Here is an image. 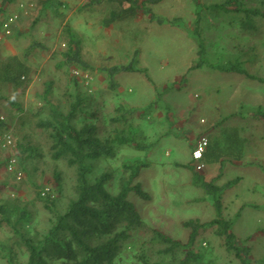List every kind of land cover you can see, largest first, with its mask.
Instances as JSON below:
<instances>
[{
  "label": "rangeland",
  "instance_id": "374dc122",
  "mask_svg": "<svg viewBox=\"0 0 264 264\" xmlns=\"http://www.w3.org/2000/svg\"><path fill=\"white\" fill-rule=\"evenodd\" d=\"M58 1L53 0L52 9L46 13L41 0H15L4 7V13L0 12V51L4 55H22L34 40L46 46L32 51V81L27 88L2 90L12 103L0 102V117L9 119L11 127L9 131L2 130L0 136L10 133L14 144H0L1 194L16 193L13 184L22 180L21 194L29 200L34 196L30 182H44L50 188L49 179L57 170L63 178L62 192H54L58 208L64 210L74 195V169L64 160L52 158L48 132L30 122L33 117L28 113L31 108L37 112L45 97L65 106L68 90L73 88L71 73H75L82 90L93 98L91 108L101 115L102 133L116 127L110 118L116 114L118 104L125 103L141 110L143 117L135 122L151 142L149 149L124 147L115 157L101 159L96 174L106 169L119 174L124 161L146 162L140 181L150 197L133 192L130 199L148 225L183 241L191 232L183 222L190 218L214 219L215 197H221L223 215L234 220V232L243 245L250 247L252 263L264 264V119L259 118V110L264 112V81L212 66L240 57L244 67L264 78V15L256 17L255 27L247 30L232 15L207 12L203 38L208 62L191 68L200 58L199 40L193 31L196 6L192 0H162L150 4L153 18L142 14L111 26L103 23L110 13L108 3L90 8L83 6L87 0H61L63 4ZM203 1L210 4L222 0ZM246 1L264 12V0ZM67 22L82 35L83 53L95 66L93 71L73 67L70 73L68 68L57 65L61 58L57 51L64 46L62 33ZM137 49L139 66L147 68L152 81L139 71H126L117 76L119 86L111 89L100 68L129 63ZM51 80L53 90L45 96V84ZM153 100L155 106L145 112ZM42 113L45 115V111ZM26 116L31 120L23 121ZM201 135L212 140L210 154H220L218 161L203 158L202 170L196 168L192 156ZM18 141L36 149L37 154L27 163L32 179L19 172V165L12 171L9 165L6 167L5 160L9 158L10 162L14 157ZM215 166H219V172L213 176ZM199 175L221 190H208ZM48 216L47 210L41 208L36 218L41 228ZM0 236L3 238L5 233ZM149 239V232L140 233L129 255L148 246ZM195 248L219 263L239 264L214 228L199 234ZM0 264L7 263L0 258Z\"/></svg>",
  "mask_w": 264,
  "mask_h": 264
},
{
  "label": "trees",
  "instance_id": "16d2710c",
  "mask_svg": "<svg viewBox=\"0 0 264 264\" xmlns=\"http://www.w3.org/2000/svg\"><path fill=\"white\" fill-rule=\"evenodd\" d=\"M14 1L0 0V12L4 13V7ZM160 1L162 0H87L83 6L92 8L102 3L110 4L109 16L103 23L105 26H111L115 22L133 19L142 14L151 15L153 18L155 13L150 4ZM192 1L196 6L193 31L199 40L200 58L191 68L203 66L208 62L203 38L206 23L204 15L207 12L223 16L232 15L238 18L239 24L247 30L255 27L256 17L264 15L260 8L249 6L246 0H222L210 4L203 0ZM52 2L53 0H41L45 13L46 10L52 9ZM58 3L63 4V1L59 0ZM55 10L58 11L59 8ZM159 21L163 22V19L159 17ZM62 36L64 46H60L57 51L61 57L57 65L68 68L70 73L73 67L81 71H93L95 66L83 53V37L69 22L64 24ZM45 48V44L34 40L22 55H4L0 51V102L9 100V103H12V100L3 94L4 87L26 89L30 85L33 73L32 51ZM138 58L137 49L129 63L103 65L100 68L106 74L111 89L119 86L117 76L126 71H139L152 81L147 68L139 66ZM212 66L264 81V78L244 67L240 57ZM71 74L73 88L68 90L65 106L53 103L45 97V103L37 112L29 109L31 113H28V116L31 115L33 119L26 116L23 121H34L38 129L47 131L52 158L55 161L64 160L74 169V195L64 210L58 208L54 192H62L63 178L57 170L49 179L52 184L50 188H46L44 182H30L34 196L29 200L21 194L24 186L22 180L13 184L16 193L3 196L0 192V233H5L3 238L0 236V258L7 264H230L208 258L206 252L195 248L199 234L214 228L215 233L222 237L226 250L238 258L239 264H253L250 247L243 245L234 232V220L223 215L221 197H215L217 216L214 219L201 221L199 218H190L183 222L191 228L189 238L183 241L158 227L148 225L130 199L133 192L144 198L150 197L140 181L146 162L140 159L124 161L119 174L108 169L96 174L101 159L115 157L124 147L149 149L151 142L146 139L141 126L135 122L142 116L141 110L125 103H119L116 114L110 118L116 127L102 133L99 121L101 115L98 110L91 108L93 98L82 90L78 75ZM53 85V80L46 82L45 96L51 94ZM155 104L156 100L151 101L144 108L145 112L151 110ZM43 111L45 115H42ZM259 116L264 119V112L259 110ZM10 127L9 119L0 117V130L9 131ZM2 133L3 131L0 134ZM202 136H207L209 140L203 158L218 161L219 153L210 154L211 138L208 135H201L200 138ZM17 143L18 147L13 153L16 158L15 165L21 166L22 171H18L24 174V177L32 179V171L27 163L37 154L36 149L31 145H21L19 141ZM5 162L7 167L9 158ZM199 176V181L208 190H221L220 186L214 185L202 175ZM41 208L46 209L49 215L42 228L40 223L36 222ZM145 231L150 234L148 246H141L139 252L129 255L134 246L133 241ZM22 257H25V260L22 261Z\"/></svg>",
  "mask_w": 264,
  "mask_h": 264
},
{
  "label": "built area",
  "instance_id": "2783aa9c",
  "mask_svg": "<svg viewBox=\"0 0 264 264\" xmlns=\"http://www.w3.org/2000/svg\"><path fill=\"white\" fill-rule=\"evenodd\" d=\"M13 18H11L12 20ZM0 144L3 146H9L13 144V140H12V136L10 133H6L4 135L0 136ZM209 144V140L207 136H202L197 144L195 145L193 152H192V156H193V160L194 163L196 164V168L202 170L205 166L203 160L204 157V153L207 149V146ZM15 162H16V158L13 157L10 159L9 162V166L8 168L12 171L15 168Z\"/></svg>",
  "mask_w": 264,
  "mask_h": 264
},
{
  "label": "crops",
  "instance_id": "0c3cea01",
  "mask_svg": "<svg viewBox=\"0 0 264 264\" xmlns=\"http://www.w3.org/2000/svg\"><path fill=\"white\" fill-rule=\"evenodd\" d=\"M218 162H215L214 164H216V165H218L217 164ZM219 166H215V168H214V172H213V176H215L218 172H219Z\"/></svg>",
  "mask_w": 264,
  "mask_h": 264
}]
</instances>
